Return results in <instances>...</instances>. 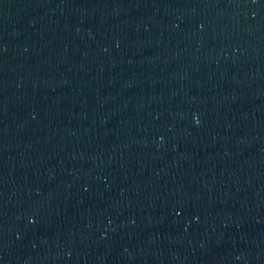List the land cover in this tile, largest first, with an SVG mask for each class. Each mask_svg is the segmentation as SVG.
I'll return each instance as SVG.
<instances>
[{
	"label": "water",
	"instance_id": "obj_1",
	"mask_svg": "<svg viewBox=\"0 0 264 264\" xmlns=\"http://www.w3.org/2000/svg\"><path fill=\"white\" fill-rule=\"evenodd\" d=\"M0 264H264V0H0Z\"/></svg>",
	"mask_w": 264,
	"mask_h": 264
}]
</instances>
